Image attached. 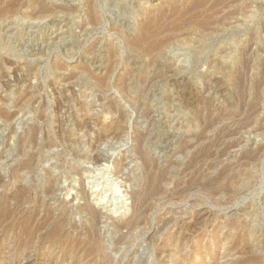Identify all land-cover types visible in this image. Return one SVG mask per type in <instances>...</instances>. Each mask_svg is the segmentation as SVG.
<instances>
[{
    "label": "rangeland",
    "instance_id": "rangeland-1",
    "mask_svg": "<svg viewBox=\"0 0 264 264\" xmlns=\"http://www.w3.org/2000/svg\"><path fill=\"white\" fill-rule=\"evenodd\" d=\"M11 1H0V264H264V0H204L195 19L207 27L149 54L130 41L191 0ZM235 179L245 187L232 195L193 187ZM158 180L192 187L148 195L143 222L120 227ZM114 184L126 196L112 200Z\"/></svg>",
    "mask_w": 264,
    "mask_h": 264
},
{
    "label": "bare ground",
    "instance_id": "bare-ground-1",
    "mask_svg": "<svg viewBox=\"0 0 264 264\" xmlns=\"http://www.w3.org/2000/svg\"><path fill=\"white\" fill-rule=\"evenodd\" d=\"M1 1V0H0ZM13 1V0H12ZM11 1V2H12ZM14 1H17V0H14ZM91 1V0H90ZM148 1V0H147ZM203 1L204 0H191L190 2H189V4L188 5H186L187 7H185L183 10H180L178 13H175V12H173V13H171L170 15H167V11L165 12V11H163V12H156L155 13V15H153L154 17L152 18V20L153 21H155V20H157L158 21V19L160 20V19H162V20H165L164 22H167V20H168V22L167 23H164V22H162V25H159V26H157V27H153L152 26V22L153 21H149V22H147L146 21V23L147 24H145L144 25V28H143V32L141 33V34H139V36H136L134 39H132L130 42H131V44L132 45H134V46H139V47H143V51L145 50L148 54L150 53V52H153V51H161L163 48H165L166 47V45L173 39V36H175V34L177 33V32H179V31H181L183 28H185V27H190V28H196V27H200L201 25H204L205 23H206V20H208L209 18L208 17H206V16H204V17H206V18H208V19H204L203 17V19H204V21H201L200 20V22H197V20L196 19H198V18H196L198 15H199V13L198 12H201V11H198V12H195V9L196 8H198L200 5H201V7H202V3H203ZM88 2H89V0H88ZM92 2V1H91ZM207 2V1H206ZM222 2V1H221ZM14 3H16V2H14ZM19 3V2H18ZM216 3V2H215ZM9 4V3H8ZM13 4V3H12ZM12 4H10L8 7H10ZM88 4H90V3H88ZM213 4V3H212ZM204 6H205V4H203ZM207 5V4H206ZM219 5V4H218ZM15 6V5H14ZM47 6V5H46ZM87 6V5H86ZM90 6V7H89ZM88 7L89 8H91V10L89 9V8H87L88 10H90V11H88V13H90L89 14V19L91 20H93V16L95 15L94 14V11L92 10V7H91V5H89ZM184 6H185V4H184ZM203 6V7H204ZM209 6V5H208ZM8 7H6L7 9H8ZM39 7H41V5L39 6ZM48 7H50V5L48 6ZM53 7V6H52ZM182 8H183V6H181ZM38 8V7H37ZM46 7L45 6H43V9H45ZM176 8V7H175ZM178 8H179V6H178ZM209 8H211L212 9V6L211 7H209ZM6 9V10H7ZM41 9H42V7H41ZM41 9L39 10L40 12H42L41 11ZM46 9H48V8H46ZM53 9H54V7H53ZM60 9V8H59ZM164 10H165V7L163 8ZM207 9H208V7H207ZM207 9H205V10H207ZM6 10H4V11H6ZM49 10H51L50 8H49ZM48 10V11H49ZM61 10H62V8H61ZM209 10V9H208ZM3 11V10H2ZM1 11V12H2ZM32 11V10H31ZM36 11V10H35ZM47 11V12H48ZM161 11V10H160ZM38 12V11H37ZM36 12V13H37ZM3 13V12H2ZM10 13V12H9ZM33 13V12H32ZM212 13V12H211ZM177 14H179V15H177ZM34 15H36V14H34ZM38 15H39V12H38ZM41 15V14H40ZM173 15H177V16H173ZM205 15V14H204ZM2 16V15H1ZM209 17H211V15H209ZM145 18V17H144ZM150 18V17H149ZM171 18V19H170ZM196 18V19H195ZM201 18V19H202ZM151 19V18H150ZM170 19V20H169ZM202 19V20H203ZM161 20V21H162ZM89 21V20H88ZM145 22V21H144ZM159 22V21H158ZM155 23V22H154ZM164 23V24H163ZM157 24V23H156ZM161 24V23H160ZM205 26L207 27V24H205ZM204 27V26H203ZM128 38V37H127ZM129 42V43H130ZM128 43V44H129ZM130 45V44H129ZM140 48V49H141ZM144 53V52H143ZM1 60V59H0ZM8 63V62H7ZM20 97V96H19ZM20 102V101H19ZM15 105H17L16 103H15ZM88 109V108H87ZM45 112V111H44ZM41 113V112H40ZM3 114H5L6 115V113H3ZM4 115V116H5ZM234 115V114H233ZM0 116H1V113H0ZM3 116V115H2ZM1 116V117H2ZM121 116H123V115H121ZM121 119V118H120ZM123 120V119H122ZM111 122V121H110ZM121 122H123V121H121ZM120 122V123H121ZM89 125V124H88ZM87 125V126H88ZM111 125H112V123H111ZM111 125L109 126V128L108 127H104L105 129H111L110 127H111ZM115 125V124H114ZM113 125V127H115ZM119 125V124H118ZM117 125V126H118ZM107 126H108V124H107ZM103 128V129H104ZM119 128H120V126H119ZM117 129V128H116ZM112 130V129H111ZM115 130V129H114ZM104 131V130H103ZM108 131V130H107ZM113 131V130H112ZM112 131H110V132H112ZM117 131V130H116ZM115 131V132H116ZM119 131H121V130H119ZM106 132V131H105ZM35 134V133H34ZM110 134V133H109ZM112 134V133H111ZM113 134H114V132H113ZM96 135V134H95ZM118 135V134H117ZM96 136H98V134L96 135ZM107 136V135H106ZM113 136V135H112ZM114 136L116 137V135L114 134ZM113 136V137H114ZM119 136V135H118ZM121 136V135H120ZM95 137V136H94ZM93 137V138H94ZM81 138V137H80ZM120 138V137H119ZM66 139V138H65ZM100 138H98V137H96L95 139H94V142H96V141H98ZM121 140V139H120ZM119 140V141H120ZM68 141V140H67ZM66 141V142H67ZM89 141V140H88ZM93 141V140H92ZM116 141H117V139H116ZM72 143V142H71ZM75 143V142H74ZM96 143H98V142H96ZM94 144V143H93ZM71 145V144H70ZM75 145H77V143L75 144ZM81 145V144H80ZM69 146V145H68ZM84 146V145H83ZM89 146V145H88ZM91 146V145H90ZM93 146V145H92ZM95 146V145H94ZM73 147V146H72ZM91 148V147H90ZM80 149V148H79ZM93 149H94V147H93ZM72 150V149H71ZM75 150V149H74ZM86 150V149H85ZM260 150V149H259ZM73 151V150H72ZM261 151V150H260ZM253 154V153H252ZM255 154V153H254ZM248 157H250V156H248ZM251 158H252V156H251ZM251 158H249V159H251ZM254 158V157H253ZM252 158V159H253ZM245 159H248V158H245ZM251 159V161L254 163V161ZM95 160V159H94ZM243 168V167H242ZM228 170V169H227ZM227 173V172H226ZM192 174H194V172L192 173ZM222 175H223V172H222ZM235 175V174H234ZM193 176V175H192ZM218 176H220V174L218 175ZM236 176V175H235ZM245 176V175H244ZM253 176V175H252ZM204 177V176H203ZM217 177V176H216ZM234 177V176H233ZM206 178V177H205ZM160 179V178H159ZM201 179V178H200ZM213 179V178H212ZM212 179H209V180H212ZM218 179V178H217ZM220 179V178H219ZM151 180H153V179H151ZM163 180V179H162ZM162 180H158L157 181V183H155V182H151V183H149L148 182V184L144 187V188H142V192L141 193H143V195L141 196V194H139L138 195V197L135 199V202H134V204L130 207V208H132L133 210H134V213L133 212H131V214L133 213V215L131 216V218L129 219V220H127L126 221V223L122 226H120V227H124V226H126L127 228H129L128 230H130V228L131 229H133V228H135V227H137L138 225H140V223H141V221H142V219L144 218V216H145V213H146V210L148 209L147 207V209L146 208H143L142 207V205H143V203H145V199H146V197L148 196V195H155L156 194V196H157V193L158 192H161V193H168L167 194V196L166 197H170L171 195H173V194H175V193H178V194H180L181 192H187L188 190H190L191 189V185L190 184H192L190 181V183H187V185H186V183L184 184V185H186L185 187L183 186V187H181V185H180V187H179V185L178 184H175L172 188H168L167 190H166V188H161L160 187V183L162 182ZM189 180V179H188ZM214 180H215V178H214ZM225 180V179H224ZM227 180L229 181V179L227 178ZM154 181V180H153ZM191 181H193V178H192V180ZM187 182V181H186ZM197 183H195V184H198V185H200L198 182L199 181H196ZM206 182H208V181H206ZM205 182V183H206ZM210 182V184H211V182L212 181H209ZM203 183V182H202ZM215 183H216V181H215ZM181 184V183H180ZM188 184L190 185V186H188ZM195 184H193V185H195ZM204 184V183H203ZM206 184H208V183H206ZM210 184H208V185H200V186H198V185H195V186H193V187H195V189L194 190H196V191H200V190H202V192H204V191H212V193L213 192H219V193H223V194H227V193H238V192H240V190L242 189V188H244L245 187V185L244 184H241V182H239V180H237V179H235V180H231L230 181V183H229V185H226V184H221L220 182H218V183H216V184H214V182H213V184H214V186H212L211 187V189H210V187H209V185ZM143 186V185H142ZM52 187H53V184L51 183L49 186H48V188H47V192H51V190H52ZM81 187V186H80ZM112 187H114L113 188V192H114V195L112 196V200H115L117 197H115L116 196V194H118V193H120L121 194V196H126V194H123L122 192H121V189H120V187L118 186V185H116V184H114V186H112ZM193 189V188H192ZM139 190V189H138ZM141 190V189H140ZM139 190V191H140ZM193 191V190H192ZM210 191V192H211ZM137 192V191H136ZM135 192V193H136ZM138 193V192H137ZM232 193H231V195H232ZM83 194V193H82ZM177 194V195H178ZM128 195V194H127ZM152 196V197H154L155 198V196ZM166 195V194H165ZM176 195V194H175ZM181 195V194H180ZM208 195V194H207ZM213 195V194H212ZM84 196V195H83ZM132 196V195H131ZM130 196V197H131ZM133 197H135V196H132V198ZM150 197V196H149ZM164 197V196H163ZM165 197V198H166ZM232 197V196H231ZM230 197V198H231ZM148 198V197H147ZM153 198V199H154ZM171 198H172V196H171ZM150 199H152V198H150ZM173 199V198H172ZM177 199V198H176ZM97 200H98V202H97V205H99V204H102L103 202H102V200H104V198H103V196H101L100 194H97ZM111 200V201H112ZM125 200H126V197H125ZM228 200V199H227ZM147 201V200H146ZM124 202V201H123ZM148 202V201H147ZM146 202V203H147ZM132 204V203H131ZM124 205V204H123ZM145 206H146V204H144ZM85 206V205H84ZM149 206V205H148ZM82 207V206H81ZM86 207H88V206H86ZM123 207H125L126 208V205H124ZM119 207H117V209H118ZM86 210L85 211H87L89 214H90V217L94 220V223L95 222H97L98 220V217L96 216V214L97 213H95V211H94V209L91 207V208H89V209H87V208H85ZM121 209V208H120ZM83 210V209H82ZM116 211V209L114 210H112V212H115ZM83 212V211H82ZM81 212V213H82ZM119 213V212H118ZM148 214V213H147ZM49 215H50V213H49ZM48 217V216H47ZM46 217V218H47ZM89 219V218H88ZM45 220V219H44ZM63 219H61V220H58V221H56V223L54 224V226L51 228L52 229V232H51V230H50V233H46V238L48 237V238H54V237H56V235L58 234V232H59V234H60V231H62L63 230V228H64V222L62 221ZM97 220V221H96ZM28 221V220H27ZM47 221H49V219L47 220ZM143 222V221H142ZM26 223V222H25ZM42 223V222H41ZM116 223V222H115ZM114 223V224H115ZM17 224V223H16ZM20 224H21V222H20ZM23 224V223H22ZM39 224V223H38ZM177 224V223H176ZM94 225V224H93ZM234 225V224H233ZM41 226V225H40ZM96 226V225H95ZM94 226V227H95ZM44 227V226H43ZM42 227V228H43ZM26 228V227H25ZM37 229V228H36ZM97 229V228H96ZM172 229V228H171ZM93 230V229H92ZM36 231V230H35ZM175 231V230H174ZM33 232H34V230L33 229H30L28 232H26L25 234L27 235L26 237H28V236H30V235H32L33 234ZM177 232H179V231H177ZM174 235H175V233H174ZM21 236V235H20ZM90 236V235H89ZM45 238V237H44ZM96 238H97V240H96ZM95 238V241H93L92 242V244L89 246V248H88V250L85 252V255H86V257H90L92 260L93 259H95V257L96 256H98L100 253H102L103 252V250H104V246H103V241H101V240H99V239H101L100 238V236H99V239H98V237H96ZM19 239V238H18ZM89 240H90V237H89ZM117 240V239H116ZM92 241V240H91ZM74 242H76V241H74ZM19 243V242H18ZM79 243V242H78ZM90 243V242H89ZM118 243H119V241H118ZM19 245V244H18ZM17 246V245H16ZM166 247V246H165ZM104 253V252H103ZM108 256V255H107ZM105 258V257H104ZM99 264H110L109 263V260L107 259L106 261H103V262H100Z\"/></svg>",
    "mask_w": 264,
    "mask_h": 264
}]
</instances>
